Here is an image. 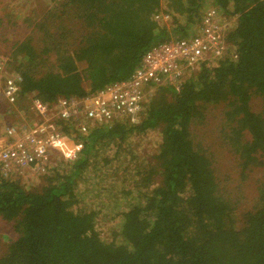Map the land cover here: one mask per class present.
I'll return each instance as SVG.
<instances>
[{"label": "trees", "instance_id": "1", "mask_svg": "<svg viewBox=\"0 0 264 264\" xmlns=\"http://www.w3.org/2000/svg\"><path fill=\"white\" fill-rule=\"evenodd\" d=\"M59 1L57 15L37 23L41 43H16L6 63L21 77L16 103L28 118L35 100L51 107L127 79L151 46L194 37L208 9L231 24L214 66L200 60L177 83L146 93L135 119L95 124L84 135L60 123L65 145L81 147L70 162L52 152L44 185L27 190L19 174L0 175V223L15 235L0 248V264H264V178L237 222L238 207L225 198L231 180H219L217 145L207 139L220 138L242 172L264 173V0ZM252 96L260 113L249 107ZM152 131L160 141L139 153L136 141ZM102 177L95 193L115 212L108 238L96 229L106 203L75 209L79 182Z\"/></svg>", "mask_w": 264, "mask_h": 264}, {"label": "built area", "instance_id": "2", "mask_svg": "<svg viewBox=\"0 0 264 264\" xmlns=\"http://www.w3.org/2000/svg\"><path fill=\"white\" fill-rule=\"evenodd\" d=\"M216 16L208 9L192 38L151 46L126 80L80 98H59L51 107L33 101L29 123L23 120L0 126V175L42 171L52 152L60 151L66 143L60 123L71 124L75 132L84 135L95 124L135 119L149 88L177 83L183 69H194L200 60L219 53L224 27ZM158 18L168 20L166 15ZM7 61L0 55V113L4 115L17 110L22 82L19 75L6 70Z\"/></svg>", "mask_w": 264, "mask_h": 264}, {"label": "rangeland", "instance_id": "3", "mask_svg": "<svg viewBox=\"0 0 264 264\" xmlns=\"http://www.w3.org/2000/svg\"><path fill=\"white\" fill-rule=\"evenodd\" d=\"M60 5L61 2L59 0H0V50L2 49V53L7 55L6 57L8 59H11L10 52L12 47L16 45V43L26 41L27 39H29L30 41L32 40L34 43H41V37L36 32L38 27L37 23L45 13H56L57 15V9ZM162 20L160 21V24H164L163 21L165 20ZM171 20V17L168 16V20L165 21V23L168 22L166 25H169ZM220 22L225 29H227L231 24V22H228L226 20V17L221 18ZM216 57L217 56L214 54L209 55L208 61L213 66L215 65L214 61L215 59H217ZM157 88H149L150 90L147 93L155 94L158 91ZM31 97L32 96L28 97L26 101L27 105L28 102H30ZM148 99L149 96L147 97V100ZM261 104V100L256 96H252L249 101V107L255 113L261 112ZM18 108L16 112L12 111L9 113L8 123H19L23 120L28 122V120L31 118H28V115L23 114L20 110H18ZM207 109H210L209 111L211 114L215 111L220 112L221 110V108L212 109L211 106H207ZM208 123H213L210 118L208 119ZM2 124L0 123V126ZM205 134H208V132L206 131ZM192 138H194V140L197 142L200 137L198 134H196V132H193ZM207 139L208 141L214 142L217 145V147H214V150L211 151L215 153V155L217 156V161L219 162L216 168V172L219 174V180H222L223 178H229L231 180V186L228 185V190L230 191H228V194H225V198L229 199L231 203H236L235 205L238 207V209L234 212L238 217L237 222H239L241 213L243 211H246L253 205L256 197V193L253 190V187L256 186L258 182L264 178V173H262V168L259 166H255L251 168V170H245L244 172H242L238 165L239 162L237 161L233 153L229 152L228 147L222 144L220 138L212 140L208 134ZM67 141L68 139H66V142ZM158 141H160V139L157 132L152 131L147 133L136 141V144L141 147L140 149H138V152L143 153L144 149H147L146 151L148 153L152 152L155 149ZM227 143L229 144L228 140ZM80 147L81 144H77L76 142H73V144L67 143L63 149L58 151V161L62 160L63 162H70L74 160L78 151L80 150ZM52 164L54 165V163ZM41 174H45V172H24L16 179L19 180L17 181L21 186L29 190L44 185L42 179L44 175ZM48 174L49 172L47 173V175ZM243 175L245 177H243L244 179H242ZM111 183L115 185H117L118 183L121 184V179L111 180ZM127 184L129 183L127 182L124 185ZM104 185V177H102L98 184L89 180H81L77 185L78 204L75 205V209H80L79 207H81L83 209L97 211L98 208L106 203L108 209H103L102 212L98 215L99 217H97L96 229L100 232L101 237L103 236L105 238H108V235L110 234V227L114 222L112 220L115 216V212H113L114 207L108 205L109 202L107 201L105 193L101 195L95 193L96 189ZM121 202V209H125L126 205L124 204V200H122ZM14 236L15 235L12 233L9 224L0 223V248H4L7 243L6 241H8V239L14 238Z\"/></svg>", "mask_w": 264, "mask_h": 264}, {"label": "crops", "instance_id": "4", "mask_svg": "<svg viewBox=\"0 0 264 264\" xmlns=\"http://www.w3.org/2000/svg\"><path fill=\"white\" fill-rule=\"evenodd\" d=\"M8 115H9V113L7 114V115H4L2 112L0 113V123L2 124H6V123H8L9 121H8ZM2 124V125H3Z\"/></svg>", "mask_w": 264, "mask_h": 264}, {"label": "clouds", "instance_id": "5", "mask_svg": "<svg viewBox=\"0 0 264 264\" xmlns=\"http://www.w3.org/2000/svg\"><path fill=\"white\" fill-rule=\"evenodd\" d=\"M159 16V15H158ZM158 16L157 17H155V19H157L158 20V22L160 23V21L162 20V19H160V18H158ZM166 16H168V15H166ZM160 19V20H159ZM163 21V20H162ZM164 23H165V21H163ZM197 67L198 66H196L193 70H195V69H197ZM129 77V76H128ZM126 80V79H125ZM123 81V80H122ZM117 82H120V81H117ZM159 86V85H158ZM157 87V86H156ZM153 88H155V87H153ZM152 88V89H153ZM20 175H22V174H20Z\"/></svg>", "mask_w": 264, "mask_h": 264}]
</instances>
